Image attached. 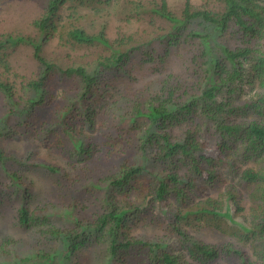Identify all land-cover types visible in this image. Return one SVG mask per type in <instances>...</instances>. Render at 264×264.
Segmentation results:
<instances>
[{
	"label": "trees",
	"instance_id": "trees-1",
	"mask_svg": "<svg viewBox=\"0 0 264 264\" xmlns=\"http://www.w3.org/2000/svg\"><path fill=\"white\" fill-rule=\"evenodd\" d=\"M14 137L66 169L6 150ZM36 169L55 178L42 202ZM0 212L24 234L0 232V264H264V0H42L0 34Z\"/></svg>",
	"mask_w": 264,
	"mask_h": 264
},
{
	"label": "rangeland",
	"instance_id": "rangeland-1",
	"mask_svg": "<svg viewBox=\"0 0 264 264\" xmlns=\"http://www.w3.org/2000/svg\"><path fill=\"white\" fill-rule=\"evenodd\" d=\"M183 0H167V3L169 6L174 7L178 6ZM193 4H200L201 0H190ZM42 4V0H0V34L5 32H10L12 30L16 29H22L26 26V24L35 16L38 15L40 11V7ZM65 13V11L63 12ZM118 24V21L115 17H111L108 22V30L107 33L109 36H114L116 31V26ZM136 28L135 23H130L125 28L126 31H133ZM218 39H213L212 44L217 43ZM56 43V38H53L46 46H45V52L50 51L53 46ZM20 57L24 58L27 57L23 51H18L17 58L19 59V62L22 66H25V68L28 69H34V64L32 61H29L28 63H23V60L20 59ZM167 67L171 69L173 72L178 73L180 75H187L188 70V61L183 53L176 54L170 56L167 62ZM9 76V80H13L14 77L11 73L7 74ZM135 80H128L123 78H117L116 80H113V88H112V94H118V93H126L130 92V90L139 88L146 79L154 77V73L152 72L151 68H144L135 72ZM243 85V90L246 92H251L250 86L246 84ZM37 139L34 137H28V139H23V137H14L11 138L6 146V150H10L16 154H24L27 152L28 146L35 147L36 153L35 156L41 157L43 161L45 162H51L60 165L64 169L66 164V160L60 156L59 154L55 153L52 150L46 149L42 147L40 144L37 143ZM39 145V149L37 150ZM118 145L116 143H112V147L110 150V153L117 149ZM95 169L97 171L99 170H105L107 168V162L103 159L95 160L93 163ZM27 177L32 183V196L35 199V201H43L44 196L51 190L52 187H56L55 178L54 175L51 173H48L45 169H36L31 170L27 172ZM222 190V187L211 190L210 195L211 196H217V194ZM52 192H50L48 200L53 199ZM40 202V203H41ZM45 202V201H44ZM231 213V218L234 220L240 221L241 214L234 215V210L229 209ZM9 215L4 216L0 212V232H6V233H13L15 237H22L24 235L21 231L17 230V228H14L9 224ZM200 237H202L204 240L209 241H216L217 237L214 235L211 231L203 232L199 234ZM25 239L31 240V236L25 237Z\"/></svg>",
	"mask_w": 264,
	"mask_h": 264
}]
</instances>
